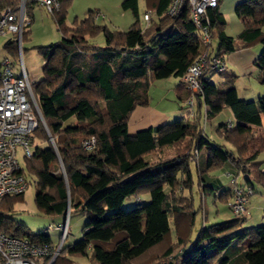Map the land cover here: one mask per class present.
<instances>
[{"label": "trees", "instance_id": "obj_1", "mask_svg": "<svg viewBox=\"0 0 264 264\" xmlns=\"http://www.w3.org/2000/svg\"><path fill=\"white\" fill-rule=\"evenodd\" d=\"M69 1L60 0L59 9L49 13L54 15L61 37L37 48L44 60L43 77L31 82L44 124L38 125L31 143L35 136L42 135L52 142H47L45 148L35 146L31 156L25 158V165L37 179L34 202L40 211L49 216L66 215L69 206L70 210L85 211L88 219L81 238L67 246L61 243L50 264L64 259L63 252L85 256L93 264H135L145 257L157 259L159 264H264V223L239 230L245 218L236 216L202 225L196 239L190 241L195 214L191 199L179 196L180 205L174 199L177 193L180 195V187L188 188L191 183L185 151L192 155L190 151L194 149L197 159L198 151L204 147L205 171L221 168L226 162L247 171L241 157L251 150L246 162H253L264 149V132L255 135L264 128V0L235 4L234 13L242 21V29L235 37L224 30L226 21L219 10L220 0L216 7L207 8L201 20L210 37L205 45L186 4L170 16L167 10L172 0H145L152 10L148 23L141 26L136 18L138 0H122L121 8L130 10L135 20L126 31H118L96 24L95 18L101 15L93 11L72 26L66 25ZM17 4L18 0H0V8L14 9ZM32 6L36 5H26L30 17ZM28 32L27 27L22 41ZM97 34L103 36L101 45L89 40ZM214 35L218 38L215 49L211 47ZM257 43L260 50L253 65L262 92L255 100H246L236 92L235 75L224 73V57L239 46ZM4 48L18 54L17 41L12 38L6 40ZM202 51L208 63L195 93L182 78ZM212 58H217L224 68L217 71L212 67ZM214 75L223 80L212 81ZM171 76L180 80L174 93L189 119L129 133L132 112L136 107L148 106L149 84ZM189 98L194 108L189 107ZM224 108L230 110L235 126L223 122L215 132L234 148V153L221 148V144H212L201 126L204 116L212 118ZM90 139L94 142L87 148L84 144ZM167 146L179 147L178 153L170 159H149L152 152ZM21 173L24 176L23 169ZM258 180L264 182V177ZM246 183L254 191L249 179ZM22 194L0 199V231L55 250L48 234L30 233L12 218V202ZM142 195L149 197L147 202L141 203ZM132 197L140 199L137 205L124 209V202ZM170 221L177 233L182 230L183 235H177L176 240L182 246L181 252H175L170 241ZM244 240L247 244L243 250L236 247ZM151 253L155 255L149 257ZM50 259L51 255L42 258L41 264H48Z\"/></svg>", "mask_w": 264, "mask_h": 264}, {"label": "rangeland", "instance_id": "obj_2", "mask_svg": "<svg viewBox=\"0 0 264 264\" xmlns=\"http://www.w3.org/2000/svg\"><path fill=\"white\" fill-rule=\"evenodd\" d=\"M121 1L122 0H70L68 6L65 9L64 21L66 25L72 26L75 20L79 21L87 16L88 11H93L96 13L98 12L101 15L100 17L95 18L96 24L107 26L111 30L126 31L134 22L135 17L130 10H124L121 8ZM239 1L241 0H221V12L226 21L224 30L228 35L231 36L237 34L242 28V21L234 13V6ZM150 10L152 9L147 8L145 0H138L136 18L138 19L141 26L145 24V21L142 18L143 13L146 11L150 12ZM29 11L32 17V22L28 27V34L23 39L21 44H19L17 38L12 37V40L17 41L18 54L13 55L7 52V50L4 48V43L10 37V34L7 33V35H0V59H3L4 57H9L13 63V71L15 72V74L19 73L20 65H22L31 83L34 81H38L43 77L42 65L44 60L37 48L39 46H44L49 43H54L58 41L61 37V34L57 28L54 15L49 14L43 8H39L36 6L30 7ZM89 40L90 42H93L98 45L103 44L102 34H97ZM217 45L218 38L216 35H214L211 41V47L215 49ZM259 46L260 45H258V47ZM226 65L227 67H229L230 64L226 61ZM255 75L256 72L247 74L244 78L243 76L241 77V81H238L237 86L240 96L244 91L252 92L254 87H259L260 84H258ZM177 82L178 78L171 76L166 79L154 80L149 84L148 87V106L151 109H155L156 112H161L162 109H166L168 112L166 114L167 118L165 119V122H173L175 120H180L184 118H186L187 120L189 119V117L187 116V110L184 107L183 109H180V106H178L181 104V102L176 99L175 93L173 91V86ZM191 107L194 108L195 104H192ZM227 113L229 114H220L221 119L219 122H229L231 127L235 126V120L231 112L227 111ZM201 123V126L205 130L207 138L212 144H223V138H221L215 131H211V126L207 125L208 119L205 116L204 122L201 121ZM263 132L264 128L259 129L255 135L257 136L259 134H262ZM37 133H39V131ZM32 140L33 141L30 147L31 150H34L35 146L45 148L47 146V142L51 143L50 139H46L43 135L37 137L35 136ZM184 142L180 145H183ZM228 145L230 144H224V147H222L223 145H221V148L226 149ZM229 147L232 148L231 145ZM178 151L179 147L167 146L152 152L148 157L152 161H155L160 158L170 159L174 157V155H176ZM193 151L194 149L190 151L192 152V155L189 154V150L184 152V155L187 157V160L190 163L192 169L194 168L192 161L194 162L195 160V155H193ZM250 153L251 150L250 152L245 153L241 157V160L245 161L244 168L247 171L238 170L237 175H233V177L231 176V179H234L235 183L237 181L244 187H250L249 184L245 183L246 179H249L255 190V193L254 191H252L249 195H246L245 199L243 200V209L240 213H238V215H233L234 213L232 211V206L231 204H229L231 203V200L234 199L230 183L231 179L230 177L224 174L227 177L225 181H229L228 183L230 184L229 191L226 193V195L216 200L211 193H207V201L205 206V209L207 211V220H203L204 210L203 206H201L200 204V197L197 194L198 179H196V177L194 176L192 195L194 198V207L197 213L195 216L194 225L192 226L193 231L190 233V241L196 239L198 231L202 224L209 225L214 222H222L226 219L236 218V216H239L241 214L244 215V218L246 220L242 222V226L239 230L254 228L259 224L264 223V210H257L256 207L250 208L248 203L250 197H257V199L260 200L264 208V182L258 180L259 176L264 177V174L262 173V169H264V149L257 154L255 160L252 163L249 161L246 162L247 157H249ZM16 157L20 167L23 169L24 177L27 181V187L23 194L20 197L14 198L12 202V218L16 222L25 225L26 229L30 233L44 232L48 234L50 236L52 245L56 248L59 247L60 243H62L64 246L73 244L82 236L83 226L85 225L88 219L86 212L83 210L69 209L66 215L63 214L58 216H49L40 211L36 207L34 202L37 179L34 175L27 172L25 165L26 160L25 157H23L20 147L17 148ZM217 169L220 168H215L214 170ZM179 189L181 190L182 187H180ZM179 196L185 197L186 195H179L177 193L176 196H174L176 202H178L177 199L179 198ZM148 198L149 197L147 195L140 196L141 200L139 198L136 199L134 197L128 198L124 202L122 207L124 209L131 208L137 205L136 200H140L141 203H145L147 202ZM221 200H224L225 203ZM178 203L180 205V202ZM181 205H186V203L182 202ZM66 217L68 218V221H66V223L68 224L67 233L65 239L62 240L61 231L57 230L56 228H48V225L52 224L56 226L58 223H64ZM172 224V221H170V226H172ZM174 230V232L169 234L170 241L175 247L174 251L181 252L182 246L180 244H177L176 240L177 235H183V233H181L182 230L180 231V233H177L176 228ZM190 243H188L187 246L190 247ZM246 244L247 241L244 240L239 245L242 246ZM239 245L237 244L236 247H240ZM63 255L64 259L60 260L58 264H93L91 263L92 261L85 256L70 255L66 252H63ZM154 255V253H151L148 256L151 257ZM153 262L155 264L158 263L157 259H149L145 257L134 263L152 264Z\"/></svg>", "mask_w": 264, "mask_h": 264}, {"label": "built area", "instance_id": "obj_3", "mask_svg": "<svg viewBox=\"0 0 264 264\" xmlns=\"http://www.w3.org/2000/svg\"><path fill=\"white\" fill-rule=\"evenodd\" d=\"M27 3L39 6L47 13H53L60 7V0H18L14 9L9 6L0 8V35L14 34V38L21 44L23 31L31 23V17L26 11ZM183 4L189 7L190 16L199 29L201 42L203 45L207 44L210 37L207 27L201 25V20L206 9L216 7L218 0H172L167 14L176 15ZM142 18L147 24L150 12H144ZM207 63L206 52L202 51L187 68L182 79L192 92H198V79ZM210 63L217 71L224 68L217 58H212ZM187 103L189 107L192 106L193 99L189 98ZM39 124L44 126L24 67L20 65L19 73L15 74L11 59H0V199L26 190L27 182L16 157L17 148H21L23 157L31 156V136ZM49 139L52 142L50 137ZM93 142L90 139L84 145L91 148ZM262 173L264 174V169ZM230 183L234 199L229 204L234 215H238L243 209V200L252 192V188L240 186L234 179H231ZM66 221L67 217L64 223H58L56 226L61 231L62 240L67 233ZM51 227L50 224L49 228ZM60 247L61 243L53 250L27 238L9 236L0 231V264H41L42 258L51 255L50 264Z\"/></svg>", "mask_w": 264, "mask_h": 264}, {"label": "crops", "instance_id": "obj_4", "mask_svg": "<svg viewBox=\"0 0 264 264\" xmlns=\"http://www.w3.org/2000/svg\"><path fill=\"white\" fill-rule=\"evenodd\" d=\"M32 7H34V6H32ZM36 7H39V6H36ZM39 8H41V7H39ZM219 10L221 11V0L219 2ZM31 22H32V19H31ZM241 29L239 30V32L241 31ZM237 34L232 35V36L235 37ZM9 36H10L9 38H12V37L14 38V34H10ZM258 45H260V44L257 43V44H254L252 46H249V47L239 46L236 50L226 54V56L224 57L225 58L224 59L225 64H226V61L230 64L229 67H227V65H226L224 73L235 75L234 87L236 89L238 96L242 99L255 100L262 92V86L259 85V87H254L252 92L251 91H249V92L244 91V92H242V94L240 96L238 86H237V83H238V81H241L242 76L244 78L247 74L256 72V69L253 65V61L256 58L257 53L260 50V46L258 47ZM228 68H229V70H228ZM205 76H208V74ZM211 80L215 81V82H221L223 80V77H221V76L219 77L217 75H214L211 78ZM179 81L180 80L178 79V82ZM174 86H175V84H174ZM174 86H173V91H174ZM245 88H246V86H245ZM227 111L230 112V110L228 108H224L219 114L215 115L214 117L207 118L208 119L207 125L211 126L212 132L216 131L217 126L219 124H221L219 122L221 119L220 114L223 113V114L227 115V114H229V113H227ZM167 112L168 111L166 109H162L161 112H156L155 109H151L149 106L136 107L135 110L132 112L130 119L128 121V132L133 134L137 130L146 128L150 125H159V124L164 123L165 119L167 118V116H166ZM178 117H181V116H178ZM184 119H186V118H184ZM224 144H228V143L223 140V144H221V145H223V147H224ZM229 146L230 145H228L226 149H228L234 153V148L233 147L230 148ZM198 152L200 153L199 154L196 152L198 155V158L195 159L194 162L192 161L194 170L191 168V165H190V172H191L190 186L188 188H186V187L182 188L179 192L182 195H186L185 197H188L191 199V203H192L193 209L195 211V214H194V221H195V216H196L197 212H196V209L194 207V198L192 195L193 185H194V182H193L194 179L193 178L195 176L196 179H198V188H197L198 193L197 194L200 197V204H201V206H203V210H204L203 220L206 221L207 220V211L205 209V206H206V201H207V198H206L207 193H211L213 195V197L215 198V200L223 197V196H221L222 192L223 191L228 192L229 188H230V184L228 183L229 181L228 182L225 181V179L227 178L226 176L230 177V179H231V176L233 177V175H237L238 170H240V169H238L232 162H226L220 169L207 172V171L203 170V166L205 164V157H206L205 152H204V147ZM236 183L239 184L237 181H236ZM254 193H255V190H254ZM221 201L224 202V200H221ZM248 203H249L250 208L256 207L257 210H264L260 200L257 199V197H253V196L250 197L248 200ZM226 220H229V219H226ZM202 225H206V224H202ZM174 231H175L174 226L172 225L171 226V233ZM192 231H193V228L191 229L190 233ZM189 236H190V234H189ZM239 246L243 250L245 245H242V246L239 245Z\"/></svg>", "mask_w": 264, "mask_h": 264}, {"label": "water", "instance_id": "obj_5", "mask_svg": "<svg viewBox=\"0 0 264 264\" xmlns=\"http://www.w3.org/2000/svg\"><path fill=\"white\" fill-rule=\"evenodd\" d=\"M70 208H69V206H68V209H67V211L69 210Z\"/></svg>", "mask_w": 264, "mask_h": 264}]
</instances>
